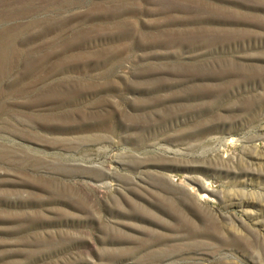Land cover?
<instances>
[{"label":"rangeland","instance_id":"1","mask_svg":"<svg viewBox=\"0 0 264 264\" xmlns=\"http://www.w3.org/2000/svg\"><path fill=\"white\" fill-rule=\"evenodd\" d=\"M0 264H264V0H0Z\"/></svg>","mask_w":264,"mask_h":264},{"label":"bare ground","instance_id":"2","mask_svg":"<svg viewBox=\"0 0 264 264\" xmlns=\"http://www.w3.org/2000/svg\"><path fill=\"white\" fill-rule=\"evenodd\" d=\"M203 193H206L207 192V189L205 187H201L200 189Z\"/></svg>","mask_w":264,"mask_h":264}]
</instances>
